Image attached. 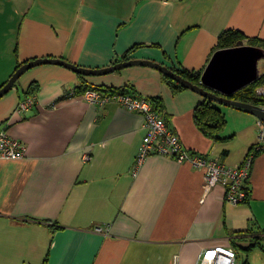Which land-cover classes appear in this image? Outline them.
Returning <instances> with one entry per match:
<instances>
[{
    "label": "crops",
    "instance_id": "obj_1",
    "mask_svg": "<svg viewBox=\"0 0 264 264\" xmlns=\"http://www.w3.org/2000/svg\"><path fill=\"white\" fill-rule=\"evenodd\" d=\"M228 28L245 43L264 40V0H0V85L17 63L41 56L95 68L128 54L203 71ZM83 81L157 98L183 146L228 165L256 141L258 117L231 105L221 106V134L231 136H205L193 120L204 96L174 91L153 66L79 76L61 64L34 65L0 97V130L26 145L23 158H0V264H196L205 248L264 234V151L237 204L225 200L224 185L206 189L202 170L169 156L148 155L133 174L142 114L89 103L77 91ZM32 82L34 103L16 111ZM239 258L264 264V237Z\"/></svg>",
    "mask_w": 264,
    "mask_h": 264
},
{
    "label": "built area",
    "instance_id": "obj_2",
    "mask_svg": "<svg viewBox=\"0 0 264 264\" xmlns=\"http://www.w3.org/2000/svg\"><path fill=\"white\" fill-rule=\"evenodd\" d=\"M256 92L264 95V84L256 87ZM82 97L91 104L104 105L109 102L135 110L143 116L145 134L142 138L132 165L136 174L148 155L161 154L169 156L178 162H187L203 171L205 188L220 183L225 186V200L234 204L247 199V182L251 166L257 153L264 151V119L257 120V138L249 148L241 163L228 165L225 162L210 158L205 153L188 149L181 143L178 134L165 122L161 114L154 108L149 97L137 96L129 92H102L95 87H88L82 92ZM36 94L28 95L19 101L15 110L20 112L28 109L35 101ZM26 145L19 139L10 136L6 130H0V158L7 160L21 159L25 156ZM88 154H84L87 159ZM95 231L102 232L101 226H95ZM196 264H236V252L233 247L214 245L205 248Z\"/></svg>",
    "mask_w": 264,
    "mask_h": 264
},
{
    "label": "water",
    "instance_id": "obj_3",
    "mask_svg": "<svg viewBox=\"0 0 264 264\" xmlns=\"http://www.w3.org/2000/svg\"><path fill=\"white\" fill-rule=\"evenodd\" d=\"M259 50L261 49L245 43L243 39H239L232 46L216 49L201 72V84L193 83L171 67L148 58H128L107 66L94 68L76 64L60 56H41L23 62L17 67L0 87V97L9 91L25 70L40 63L61 64L84 75L107 73L131 64H146L159 69L174 80L199 92L205 97L243 107L258 118L264 119V106L228 96L259 76L257 61L262 57Z\"/></svg>",
    "mask_w": 264,
    "mask_h": 264
},
{
    "label": "trees",
    "instance_id": "obj_4",
    "mask_svg": "<svg viewBox=\"0 0 264 264\" xmlns=\"http://www.w3.org/2000/svg\"><path fill=\"white\" fill-rule=\"evenodd\" d=\"M244 38H245V34L241 32L240 30L231 29V28L224 29L218 35V42H217L216 48L232 46L239 39H244ZM247 43L252 46L264 49V40L258 37L247 38ZM127 58H129L128 54H125L121 59H127ZM26 61H23V62H26ZM23 62L17 63L14 70L17 67H19ZM172 69L180 73L183 77L189 79L193 83L201 84L200 76H201L202 70L179 69L176 67H172ZM78 75L83 76V74L81 73H78ZM162 76L164 80L171 86V88L174 91L187 88L185 85L179 83L178 81L174 80L173 78H171L170 76H168L167 74L163 72H162ZM5 82H3L0 85V87ZM260 84H264V69L259 74V76H257L253 81L239 88L238 90L229 94L228 96L231 98L237 99V100L251 102L254 104L264 106V95H260L256 92V87ZM88 87H95L102 92H115V91L128 92L126 87L117 88V87H109V86H100V85L87 83L85 81H83L81 84L78 85L77 91L78 93H82ZM37 89H38V86L36 82H32L26 89L25 96L27 97L28 95L36 93ZM151 99L153 100L154 108L157 110L158 99L157 98H151ZM217 103H223V102H219V101H216L214 99L204 96V99L200 101L197 105H195L193 109V120L196 126L205 136L209 137L210 139L216 142L223 141L231 136V135L223 136L221 134L226 125L227 120H226L224 112L222 111L221 107ZM224 104L231 105L235 108L247 111L245 108L237 106V105L228 104V103H224ZM263 237H264V234L260 236H254L251 238L250 243H248L245 246H241V247L235 244L236 242L233 243V248L236 252V264H249L247 259L241 260L239 258V250L243 249L244 251H249L256 245H258L260 243L261 238ZM46 259H47L46 257L43 259L42 264L46 263Z\"/></svg>",
    "mask_w": 264,
    "mask_h": 264
},
{
    "label": "rangeland",
    "instance_id": "obj_5",
    "mask_svg": "<svg viewBox=\"0 0 264 264\" xmlns=\"http://www.w3.org/2000/svg\"><path fill=\"white\" fill-rule=\"evenodd\" d=\"M259 52L263 55V51L259 50ZM257 67L259 69V72H261L264 69V57H260L257 61ZM220 107L222 106L223 108L226 106H230L224 103H217ZM228 117V116H227ZM253 264H256L255 262H253Z\"/></svg>",
    "mask_w": 264,
    "mask_h": 264
}]
</instances>
